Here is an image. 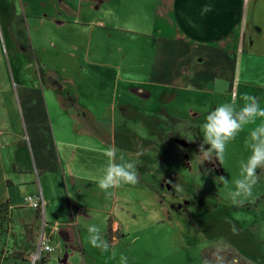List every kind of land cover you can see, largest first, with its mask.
<instances>
[{"label":"crops","instance_id":"1","mask_svg":"<svg viewBox=\"0 0 264 264\" xmlns=\"http://www.w3.org/2000/svg\"><path fill=\"white\" fill-rule=\"evenodd\" d=\"M18 1L16 18L24 20L30 38L24 42L16 37L7 50L14 62L16 87L12 86V91L26 122L22 141L30 150L35 176L30 172L29 179L17 180L5 169L0 185L11 189L24 184L41 194L46 202L41 214L45 226L52 223L47 219L54 202L62 206L64 214L52 223L56 230L61 227L62 243L57 240L52 244L53 232L48 238L42 235L59 250L56 258L60 264H115L111 247L125 235L115 218L113 240H109L106 226L112 210L94 206L90 197L82 199V192L75 198L70 196L69 179L76 186L95 181L94 162L85 151L77 154L68 149L70 152L62 153L67 142L65 138L58 140L54 132L51 108L58 100L61 118L69 116L79 135L84 130L85 134L104 133L102 147L112 141L108 130L114 119L123 121L131 111L139 112V100L161 93L167 101L199 96L204 111L186 120L192 124L190 128L195 123L204 124L215 110V98L227 89L226 82L233 86L250 52L264 49V0ZM6 2L0 0L3 15ZM206 5L211 11L204 10ZM251 13L255 19L249 20ZM246 52L248 57L243 55ZM26 68L32 73L29 79L24 74ZM150 120L152 133L162 141L177 130L172 128L174 123L184 121L166 110ZM188 139L179 132L174 134L178 145H187ZM139 148L134 144L135 151ZM19 171L22 176L28 173ZM169 193L172 202L168 208L178 211L177 200ZM99 194L102 197L106 191L100 189ZM163 198L160 194L161 202ZM190 209L187 217L192 216ZM95 222L104 227L103 238L111 245L108 252L88 242L87 228ZM36 254L30 253L29 260Z\"/></svg>","mask_w":264,"mask_h":264},{"label":"rangeland","instance_id":"2","mask_svg":"<svg viewBox=\"0 0 264 264\" xmlns=\"http://www.w3.org/2000/svg\"><path fill=\"white\" fill-rule=\"evenodd\" d=\"M18 6V0H7L5 15L0 11V181L1 177H6L5 169L10 177L17 180L29 179L30 172L33 174L34 169L30 150L28 152L22 141L26 122L18 96L12 91V86L16 87L14 62L7 50L16 37L23 38L24 42L30 38L24 20L16 18ZM252 18L253 13L249 20ZM243 55L248 57L247 52ZM21 58L24 59L22 56ZM24 74L28 79L32 75L27 68ZM226 85L223 96L215 98V109L224 103H235L238 109L243 107L242 97L245 93L255 96L264 108V49L250 52L249 60H245L233 86L228 82ZM139 103V112L131 111L121 122L114 119L112 128L108 130L112 141L107 142V145L103 144V147L101 142L104 140L101 136L106 138L104 133L97 131V134H85L84 130L79 135L76 123L69 116L61 118L58 100L56 106L51 108L54 132L58 140L65 138L67 142L62 146V153L71 150L77 154L85 151L91 155L94 162L93 175L99 176L107 165L109 149L114 150L115 162L119 163V157L124 155L136 164L138 183L109 189L102 197L96 179L87 186L73 185L69 179L70 196L75 198L82 192V199L90 197L94 206L112 210L110 219L113 222L116 218L119 222L125 236L118 245L111 247L112 255L115 253V264H121V255L127 257V264H264V169H257L258 182L253 188L252 196L243 204H234L228 195L229 190L234 189L233 181L239 176L241 161L247 160L251 155L246 143L251 129L256 125H246L226 145L224 159L220 161L215 152L203 154L199 151L204 138L202 122L198 125L195 123L190 128L192 124L187 121L204 111L199 96H180L178 100L174 98L167 101L161 93L152 99L139 100ZM163 110L184 121L179 125L174 123L172 128L176 127L177 130H173L168 139L162 141L159 137L156 139L151 130L153 126L149 123L155 114L158 115ZM259 123L261 119H257L256 124ZM87 124L93 127L90 121ZM178 132L182 137L189 138L188 143L184 141L187 145L175 143L174 134ZM171 135L173 139L170 141ZM134 144L140 145L144 150L140 156L136 155ZM120 145L124 147V152ZM204 147L207 150L210 146ZM216 161L220 163V168ZM213 166L220 169L221 174ZM19 170L28 173L22 176ZM219 176L228 179L229 184L225 186L215 179ZM35 182L37 186L36 179ZM175 183L182 186V191L177 192L172 188ZM169 192L177 200L178 211H170L168 208L172 202ZM36 193L24 184L11 189L4 184L0 185V201H10L13 221L9 234L0 239V264H60L56 258L59 250L52 252L50 256L46 252L40 253L35 263V256L29 261L13 258V253L17 252L25 253V257L38 252V236L41 238L43 234L48 238L53 232L52 244L57 240L62 243L61 227L56 230V225L52 224L64 214L62 206L57 201L54 202L47 219L48 223H52L45 226L43 215L39 216L35 209L25 203V197ZM65 193L64 196L68 197L67 191ZM160 194L164 196L163 202L160 201ZM55 195L53 193L54 197ZM60 203H63L62 200ZM51 205L52 203L50 207ZM189 207L191 217L185 215ZM107 237L110 240L109 234Z\"/></svg>","mask_w":264,"mask_h":264},{"label":"clouds","instance_id":"3","mask_svg":"<svg viewBox=\"0 0 264 264\" xmlns=\"http://www.w3.org/2000/svg\"><path fill=\"white\" fill-rule=\"evenodd\" d=\"M205 11H211V7L206 5ZM244 105L237 108L235 103H224L211 111L202 125L203 144L199 151L203 154L215 152L220 161L224 159L226 145L236 138L239 132L243 131L246 125L255 124L249 133V140L246 146L250 149L251 155L247 160L240 163V172L234 183V189H230L228 195L234 204H243L244 201L252 196L253 188L257 184L259 176L257 169H264V108L258 99L245 93L242 97ZM257 119L261 123L256 124ZM204 145L210 147L205 150ZM143 149L137 150V155L143 153ZM109 157L107 165L101 170V174L96 177L98 187L104 191L114 189L123 184L138 183V171L136 164L125 158L119 157L120 162H115L114 150L107 151ZM223 185L227 186L229 180L224 176L215 178ZM172 188L179 192L182 186L179 183L172 184ZM88 242L92 247L108 252L111 245L108 240L103 238L101 227L97 224H90L87 228ZM115 255V253H113ZM121 264H127V257L121 255Z\"/></svg>","mask_w":264,"mask_h":264},{"label":"trees","instance_id":"4","mask_svg":"<svg viewBox=\"0 0 264 264\" xmlns=\"http://www.w3.org/2000/svg\"><path fill=\"white\" fill-rule=\"evenodd\" d=\"M187 159H188V156L186 155L185 160H187ZM216 164L220 168V163L218 161H216ZM186 165H188V164L186 163ZM213 168L218 174H221L220 169H216L214 166H213ZM11 211H12V205H11L9 200L0 201V239L4 238L7 234H9V232L11 230V227L13 224ZM36 211H37L36 213L39 216H41V214H42L41 211H39V210H36ZM108 223H109V228H108L109 231L108 232H109V235L111 236L110 240L112 241L113 240L112 219H109ZM24 254L25 253H21V252H19V253L17 252V254L13 253V258L16 260L29 261V258H28L29 255H27L25 257ZM202 258L204 259V256H202Z\"/></svg>","mask_w":264,"mask_h":264},{"label":"built area","instance_id":"5","mask_svg":"<svg viewBox=\"0 0 264 264\" xmlns=\"http://www.w3.org/2000/svg\"><path fill=\"white\" fill-rule=\"evenodd\" d=\"M25 203L30 208L41 211V213L46 209V202L41 194L29 195L25 197ZM54 250L55 248L51 246L44 237H41L39 241V249L33 261H37L40 253H52Z\"/></svg>","mask_w":264,"mask_h":264}]
</instances>
